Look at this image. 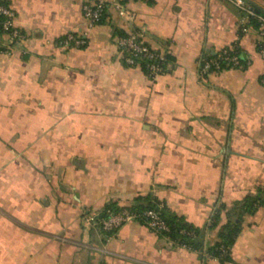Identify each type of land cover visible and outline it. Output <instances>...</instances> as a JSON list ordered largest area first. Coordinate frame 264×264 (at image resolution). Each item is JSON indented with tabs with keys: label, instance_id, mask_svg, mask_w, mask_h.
Masks as SVG:
<instances>
[{
	"label": "crops",
	"instance_id": "crops-1",
	"mask_svg": "<svg viewBox=\"0 0 264 264\" xmlns=\"http://www.w3.org/2000/svg\"><path fill=\"white\" fill-rule=\"evenodd\" d=\"M3 1L25 38L0 31V264H264V206L242 216L225 260L138 221L113 233L93 221L152 194L202 229L222 206L210 246L234 205L264 191V55L257 28L240 34L243 13L226 0H121V14L105 0L90 24L83 0ZM262 2L248 4L261 14ZM69 32L87 44L62 47ZM132 32L169 55L154 80L118 52ZM236 40L249 65L200 77L199 61Z\"/></svg>",
	"mask_w": 264,
	"mask_h": 264
},
{
	"label": "built area",
	"instance_id": "built-area-1",
	"mask_svg": "<svg viewBox=\"0 0 264 264\" xmlns=\"http://www.w3.org/2000/svg\"><path fill=\"white\" fill-rule=\"evenodd\" d=\"M226 1L233 4L243 13L240 34L247 33L252 27V22H256L259 37L257 46L264 55V16L252 11L248 4L249 0ZM115 7L121 14L125 13L121 0L115 2ZM106 8L107 3L105 0H83V16L90 24L99 23L106 12ZM0 18L1 32L5 34L11 42H18L25 38L23 32L15 25L16 13L14 9L3 0H0ZM59 44L65 48H82L87 44V39L83 35L69 32L60 40ZM116 46L124 63L128 66L140 67L148 78L154 80L164 73L166 69V52L157 50L146 44L142 33L132 32L126 36H120L116 41ZM239 48V41L236 40L233 44L221 49L215 57L203 58L200 60V77H204L212 71L224 69L222 68L223 65H225L226 68L241 67L237 53ZM5 51H8V49ZM142 62L144 63V67H142ZM249 63L248 60L247 64ZM260 82L264 86V76L260 79ZM107 213L108 217L99 221L101 229L105 231H115L127 222L138 221L137 215L128 209H122L116 213L108 210ZM143 217L147 220L146 225L154 232L161 233L168 231V225L156 211H145ZM94 224L97 225L95 221Z\"/></svg>",
	"mask_w": 264,
	"mask_h": 264
},
{
	"label": "trees",
	"instance_id": "trees-1",
	"mask_svg": "<svg viewBox=\"0 0 264 264\" xmlns=\"http://www.w3.org/2000/svg\"><path fill=\"white\" fill-rule=\"evenodd\" d=\"M260 13L264 16L263 10H261ZM252 26L257 28L256 22L253 21ZM146 44L148 43L146 42ZM237 53L239 56L241 67L249 65L247 64V56L244 54L241 47L238 49ZM168 61L169 55L166 53V65ZM141 64L142 67H144V63L142 62ZM222 68L225 69L226 66L223 65ZM257 206H264V191L260 192L254 197H248L245 200L240 201L234 205L233 209L226 215V222L220 228L217 235V240L210 246L206 244L205 234L207 230H212L216 228V226L222 221V206L216 209L210 223L202 229L197 228L190 223H187L181 217H178L177 215L167 211L165 209L164 204L162 202H159L152 194H149L147 196H138L130 205L119 206L115 202H110L93 218V221H95L97 224L96 226L101 229L99 221L108 217V210L116 213L122 209H128L137 215L138 222L146 225L147 220L143 217V213L148 210H154L166 222L169 228L168 231L161 232L158 234L166 236L171 239L174 243L183 245L191 250L206 253L212 258L225 260L226 258H228L230 249L239 233V224L242 216L246 213H252ZM101 230L107 233L114 232L105 231L103 229Z\"/></svg>",
	"mask_w": 264,
	"mask_h": 264
},
{
	"label": "water",
	"instance_id": "water-1",
	"mask_svg": "<svg viewBox=\"0 0 264 264\" xmlns=\"http://www.w3.org/2000/svg\"><path fill=\"white\" fill-rule=\"evenodd\" d=\"M253 5H254V3H253ZM256 11H257V12H260V10H258V9H256Z\"/></svg>",
	"mask_w": 264,
	"mask_h": 264
},
{
	"label": "rangeland",
	"instance_id": "rangeland-1",
	"mask_svg": "<svg viewBox=\"0 0 264 264\" xmlns=\"http://www.w3.org/2000/svg\"><path fill=\"white\" fill-rule=\"evenodd\" d=\"M256 1H263V2H264V0H256ZM263 2H262V3H263Z\"/></svg>",
	"mask_w": 264,
	"mask_h": 264
}]
</instances>
